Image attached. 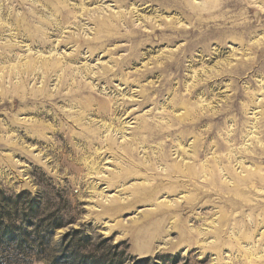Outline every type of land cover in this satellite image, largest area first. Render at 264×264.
<instances>
[{
  "label": "rangeland",
  "instance_id": "1",
  "mask_svg": "<svg viewBox=\"0 0 264 264\" xmlns=\"http://www.w3.org/2000/svg\"><path fill=\"white\" fill-rule=\"evenodd\" d=\"M0 190L17 264H264V0H0Z\"/></svg>",
  "mask_w": 264,
  "mask_h": 264
},
{
  "label": "trees",
  "instance_id": "2",
  "mask_svg": "<svg viewBox=\"0 0 264 264\" xmlns=\"http://www.w3.org/2000/svg\"><path fill=\"white\" fill-rule=\"evenodd\" d=\"M3 194L4 192L0 190V196H2ZM21 194L22 193L16 194L14 197H3L4 203L1 204L0 202V254L3 255V260L4 257H7L5 258L4 262H0V264H17L20 263L19 261H26L24 260L25 257H27V255H29L32 250L35 251V253L37 254H44L45 245L43 244L45 243L44 241H48L49 239V229L52 227H56L60 224L59 220L49 221L48 219L50 217V214H47L45 216V219L41 217L39 218V220L33 221L30 213L38 212V209L34 208L31 205L30 200H27L26 202L27 208H25V211L23 210L21 212V214H23L25 218L21 219L17 223L13 218L12 214L10 213V210L8 209L7 205L8 202L13 200L11 205L12 211L15 213L16 206L20 200ZM28 221L33 223L31 229L24 228L23 226V223ZM66 236L67 235H65V237ZM65 249L66 246H64L63 249L60 250V255L64 254ZM58 256L59 254H54V257L52 258L57 259ZM17 257H20V259H17ZM87 257L89 258L90 255H82L81 262L79 264H87ZM15 258L16 260H13ZM98 261L99 260L93 259L91 263L99 264Z\"/></svg>",
  "mask_w": 264,
  "mask_h": 264
}]
</instances>
